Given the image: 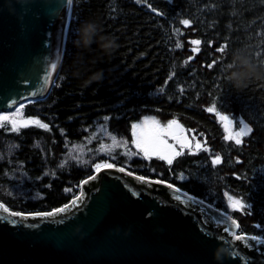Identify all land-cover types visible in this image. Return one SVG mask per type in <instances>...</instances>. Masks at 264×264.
<instances>
[{"label": "trees", "instance_id": "16d2710c", "mask_svg": "<svg viewBox=\"0 0 264 264\" xmlns=\"http://www.w3.org/2000/svg\"><path fill=\"white\" fill-rule=\"evenodd\" d=\"M85 21L97 22L100 35L114 38L118 47L111 54L98 43L76 47ZM193 39L201 44H190ZM225 44L223 54L216 50ZM242 48L264 65V0H73L55 84L45 99L22 109L23 118L38 119L50 130L0 128V190L27 193L6 198L0 192V202L23 213L62 208L79 195L98 163L68 159L71 146L85 142L99 124L128 136L133 122L157 115L177 119L211 151L186 152L168 164L118 150L111 163L174 184L229 212L238 234L264 238V79L241 90L226 80L225 66ZM101 69L103 80L93 81ZM213 103L253 128L240 145L226 141L222 123L205 110ZM214 155L220 164H212ZM226 194L241 199L244 210L230 208Z\"/></svg>", "mask_w": 264, "mask_h": 264}, {"label": "water", "instance_id": "95a60500", "mask_svg": "<svg viewBox=\"0 0 264 264\" xmlns=\"http://www.w3.org/2000/svg\"><path fill=\"white\" fill-rule=\"evenodd\" d=\"M70 12L66 0H0V113L49 95ZM117 169L85 180L81 200L65 213L0 221V264H264V244L233 240L225 231L233 217L224 210L169 182Z\"/></svg>", "mask_w": 264, "mask_h": 264}, {"label": "snow or ice", "instance_id": "6c2138e0", "mask_svg": "<svg viewBox=\"0 0 264 264\" xmlns=\"http://www.w3.org/2000/svg\"><path fill=\"white\" fill-rule=\"evenodd\" d=\"M72 2L73 0H66V3L69 7L71 6ZM140 2L141 0H137V3ZM159 14L160 13L157 12V15ZM180 23L185 27L190 26V21L188 19H182ZM176 31L178 33L180 32L179 29H176ZM189 43L198 46L201 44V40L193 39L189 41ZM176 47L181 48L182 44L178 42L176 44ZM226 48L227 45L225 44L223 46L218 47L216 50L221 54H223ZM192 51L198 52L199 48L193 47ZM189 59H192V57H190ZM213 63H215V61H213ZM56 67L57 65L55 63L51 65L52 70H55ZM33 95H35V93H33ZM23 107L24 105L21 104L13 114L0 115V128H6L8 125H10L11 126L10 131L19 133L21 128H27L29 126L34 125L44 130H50L49 125L47 123H42L38 119L33 120V119L23 118L22 116ZM218 108L220 110H218ZM205 110L208 113L214 114L215 117L222 123L225 133L224 139L226 141H234L236 145H240L242 143L243 137L249 136L253 131V128L244 119H239L234 116L230 117L228 115L222 114L223 109L217 103H213ZM102 127L104 128V130L107 129L106 124L103 125ZM190 131L191 130L185 129L184 126L177 119H172L168 121L166 124H162L158 119L154 117H145L142 122L132 125V137H133L132 144L135 147V149L138 151V153H143L145 159H151L153 156H155L160 160L166 161L168 164H171L175 157L183 155L184 149H188L189 154H195L194 152H192V148H193L192 141H196L194 145L196 150H203L205 152L211 151L208 147H206L207 144L206 140L202 143L197 138V135L195 133H193L192 136L189 137L188 133ZM109 136L113 142V145L118 146L121 143H123L125 146L127 145L126 140H117L116 136L112 134H109ZM169 139H171L175 143H169ZM177 145H179V151L177 150L176 147ZM66 147H68V145H66ZM76 159H79V157L77 156ZM221 162H222L221 157L219 155H214L212 159V164L218 165ZM113 167H115L113 164L107 162L96 163L94 165V169L97 173L100 172L102 169H110ZM117 170L121 172L125 171L124 168H119ZM94 178L95 177H90V179H94ZM137 179L145 180L144 177H137ZM85 183H87V181H85ZM149 183H161V181L158 180L149 181ZM168 187L171 188L173 186L169 184ZM175 191L179 192L180 190L176 189ZM134 195L138 196L139 194L134 193ZM226 196L229 202V206L233 210L242 211L246 207L245 203L241 199H234L233 196L229 194H226ZM81 198L82 197H76L75 199H73L71 204L65 205L63 208L56 209L53 212L36 213L32 216V218H35L37 216L54 217L58 214L65 213L69 209L77 206ZM176 198L178 200L181 199L180 196H177ZM185 198L191 200L192 203L196 202L194 199L187 197L186 195ZM247 206L250 207V205ZM0 209H2L4 213H7V216H0V221H6L8 220V217H19L20 220L29 219V215H25L24 213L21 212L10 211L9 208L5 207L4 204L2 203H0ZM228 219L231 220L233 229L225 228V231L228 232V234L233 238V240L241 241L247 247H251V245L248 244L249 240L256 241L258 244H264V238H261L259 236L256 235L247 236L246 234H238L237 231H235L234 229H239L240 227L239 224L235 219L231 217H228ZM11 223L15 224L17 223V221H11ZM209 235L211 234L209 233ZM232 255L233 257H238L241 254L233 250Z\"/></svg>", "mask_w": 264, "mask_h": 264}, {"label": "rangeland", "instance_id": "374dc122", "mask_svg": "<svg viewBox=\"0 0 264 264\" xmlns=\"http://www.w3.org/2000/svg\"><path fill=\"white\" fill-rule=\"evenodd\" d=\"M26 102H29V101H26ZM26 102H22L21 104L24 105ZM21 104H19L13 111L0 113V115L13 114L15 112V110L17 108H19V106ZM224 115H226V114H224ZM145 117H154V118L158 119L162 124H166L168 121H170V120H164V119L160 118L157 115H147V116H144L143 118H141L139 121L133 122L132 125L142 122ZM105 124L106 123L99 124L97 126V128H96V131L93 132L90 135V137H88L85 140V142L76 144L74 146H71L68 149V152L66 154L67 158L71 159V160L78 161V162H82V163H90V162H98V163L107 162V163H111L113 160H115L117 158L115 156V153L118 150H120L123 155H126L129 158H134V157H142V158H144L143 153H138V151L135 149V147L132 144V139H133V137H132V125H131V128H130V134L128 136H117V135H115L117 140H126L127 141V145L125 146L123 143H121L118 146H115V145H113V142H112V140L110 139V136H109V134H112V135H114V134L110 132L108 127H107L106 130H104V128L102 126L105 125ZM188 135H189V137H191V135L189 133H188ZM169 143H175V142L172 141L171 139H169ZM195 143H196V141H192V144H193L192 152L200 151V150H196L195 149V147H194ZM176 147H177V150L179 151V145H177ZM186 152H189V150L188 149H184V154ZM183 155H180V156H183ZM77 156L79 157V159H76ZM152 158H157V157L153 156ZM119 168H123V167H119ZM124 169L126 171H129L127 168H124ZM80 191H81V189H80ZM0 192L6 198L13 197L15 195H20V194L21 195L27 194V193H23L22 190H17L16 188L3 189V190H0ZM79 195H80V193H79ZM79 195L77 197H79ZM0 203H2V202H0ZM69 204H67V205H69ZM4 206L7 207L5 204H4ZM9 210H11V209L9 208ZM53 211H55V210H53ZM53 211H51V212H53ZM15 212H20V211H15ZM225 212H227V211H225ZM37 213H43V212H37ZM227 213L230 214L229 212H227Z\"/></svg>", "mask_w": 264, "mask_h": 264}, {"label": "clouds", "instance_id": "9594fccd", "mask_svg": "<svg viewBox=\"0 0 264 264\" xmlns=\"http://www.w3.org/2000/svg\"><path fill=\"white\" fill-rule=\"evenodd\" d=\"M93 43H98L108 54L118 47L114 38L100 35V25L95 21H85L77 29V39L74 45L81 49H89ZM226 80L233 88L241 90L247 87L248 82L253 79H264V65L258 66L254 62L247 49H237L232 54V60L225 66ZM104 78L103 70L93 74L92 80L102 81ZM225 250H217L216 257L220 259Z\"/></svg>", "mask_w": 264, "mask_h": 264}]
</instances>
